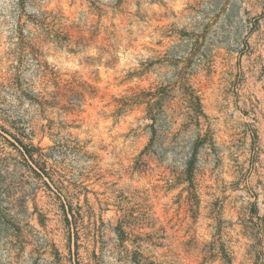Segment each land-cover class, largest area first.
<instances>
[{
    "label": "rangeland",
    "instance_id": "374dc122",
    "mask_svg": "<svg viewBox=\"0 0 264 264\" xmlns=\"http://www.w3.org/2000/svg\"><path fill=\"white\" fill-rule=\"evenodd\" d=\"M0 264H264V0H0Z\"/></svg>",
    "mask_w": 264,
    "mask_h": 264
},
{
    "label": "trees",
    "instance_id": "16d2710c",
    "mask_svg": "<svg viewBox=\"0 0 264 264\" xmlns=\"http://www.w3.org/2000/svg\"><path fill=\"white\" fill-rule=\"evenodd\" d=\"M150 96L153 97L154 95L151 94ZM194 99H195V101L198 100V105L196 108H194L195 112H194V115L192 116V119H196V120L200 121L201 116H203V106H202L201 100H199L196 96H194ZM158 115L159 114L156 111V107L154 105V102L150 101L149 106H148V116L152 120L151 128L156 127V124L158 122ZM18 145H19L18 149L21 151L25 160L30 164V167L35 172L36 170L34 168H36V165L38 166L39 164H38L34 154L29 150V147L26 144H24L23 141H19ZM14 146H16V145H14ZM65 190H66V188H65ZM62 207H63V214H64L65 221H66L67 225L72 226V220L77 221L78 216L80 215V212H78L76 210L74 203L69 196L67 198L62 199Z\"/></svg>",
    "mask_w": 264,
    "mask_h": 264
}]
</instances>
